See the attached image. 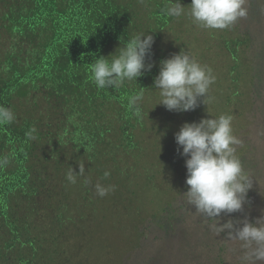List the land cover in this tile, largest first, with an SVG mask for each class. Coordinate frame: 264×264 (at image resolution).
<instances>
[{
  "label": "trees",
  "instance_id": "obj_1",
  "mask_svg": "<svg viewBox=\"0 0 264 264\" xmlns=\"http://www.w3.org/2000/svg\"><path fill=\"white\" fill-rule=\"evenodd\" d=\"M179 2L185 14L168 17L169 0H0V105L16 116L0 126V264H241L239 243L182 196L187 158L174 137L203 111H168L154 89L162 60L184 50L198 61L210 48L191 0ZM141 32L154 37L151 71L98 89L94 59ZM230 44L212 56L237 59ZM141 88L137 116L128 99ZM79 161L85 175L71 184ZM97 183L115 190L101 198ZM246 217L255 221L219 219Z\"/></svg>",
  "mask_w": 264,
  "mask_h": 264
},
{
  "label": "clouds",
  "instance_id": "obj_2",
  "mask_svg": "<svg viewBox=\"0 0 264 264\" xmlns=\"http://www.w3.org/2000/svg\"><path fill=\"white\" fill-rule=\"evenodd\" d=\"M244 4L245 0H191L188 14L193 23L201 28L223 30L239 18L246 17ZM164 14L180 17L185 14V7L179 0H169ZM153 44V35L137 33L110 55L111 59H94L91 79L95 86L98 89L119 90L126 81L136 82L154 67L150 62ZM214 82L215 76L210 68L200 64L188 51L181 50L160 62L159 74L154 79V89L158 90L160 97L158 105L175 112L195 110L201 97L204 98V104L211 99L208 92ZM143 99L144 88L128 99V108L137 116L142 115ZM15 119L10 107L0 105V126L9 125ZM232 119L231 115L222 114L218 118L202 119L198 123H185L175 133L178 153L187 158L188 190L182 196L186 197L189 206H194L195 214L212 221L209 224L212 232L217 236L226 232L229 241L239 243L241 264H264V214L255 221L246 217L221 223L219 219L222 214L242 212L248 203L247 194L253 186V181L236 154L241 141L233 135ZM8 163V157H0V167ZM77 164L78 174L68 166L66 180L71 184H75L78 177L84 176L86 172L83 161ZM109 176L110 172L105 171L104 178ZM85 183L90 181L86 179ZM114 190L113 185H95L96 194L101 198Z\"/></svg>",
  "mask_w": 264,
  "mask_h": 264
},
{
  "label": "rangeland",
  "instance_id": "obj_3",
  "mask_svg": "<svg viewBox=\"0 0 264 264\" xmlns=\"http://www.w3.org/2000/svg\"><path fill=\"white\" fill-rule=\"evenodd\" d=\"M244 7L246 17L229 28H201L202 39L210 48L198 62L212 70L215 82L210 86L211 99L205 101V108L198 102L203 113L195 121L222 114L233 117V135L241 141L236 154L253 181L242 212L255 220L264 214V0H245ZM222 41L229 47L233 41L238 47L237 59L233 53L227 55L226 50L220 55L214 50L212 56L211 47Z\"/></svg>",
  "mask_w": 264,
  "mask_h": 264
}]
</instances>
